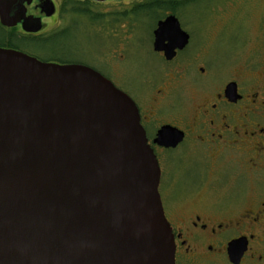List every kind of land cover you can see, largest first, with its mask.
<instances>
[{
  "label": "water",
  "instance_id": "95a60500",
  "mask_svg": "<svg viewBox=\"0 0 264 264\" xmlns=\"http://www.w3.org/2000/svg\"><path fill=\"white\" fill-rule=\"evenodd\" d=\"M24 2L0 0V24L37 33ZM169 130L155 143L168 146ZM159 180L137 108L110 81L0 48V264H175Z\"/></svg>",
  "mask_w": 264,
  "mask_h": 264
},
{
  "label": "flooded vegetation",
  "instance_id": "af4514ba",
  "mask_svg": "<svg viewBox=\"0 0 264 264\" xmlns=\"http://www.w3.org/2000/svg\"><path fill=\"white\" fill-rule=\"evenodd\" d=\"M154 1L31 0L23 3V27L39 19V32H25L21 24L0 28L9 38L37 40L45 28L52 40L76 28L96 40L97 52L88 60L62 64L105 67L106 75L97 72L136 106L160 170L158 193L174 238L175 264H210L215 257L223 264H264V18L258 44L222 58L199 42L196 23L187 20L192 13L183 10L194 0H158L164 8L155 12L147 50L153 64L133 43L136 19L119 8L134 12ZM162 23L167 30L162 51H156L154 33ZM3 43L0 48L19 51ZM163 127L170 128L168 146L155 143ZM230 244L236 262L230 260Z\"/></svg>",
  "mask_w": 264,
  "mask_h": 264
},
{
  "label": "rangeland",
  "instance_id": "374dc122",
  "mask_svg": "<svg viewBox=\"0 0 264 264\" xmlns=\"http://www.w3.org/2000/svg\"><path fill=\"white\" fill-rule=\"evenodd\" d=\"M128 7L121 4L119 11L125 17L136 19L133 26V35L136 34V37L133 43L146 50V61L155 64L154 57L148 54L147 50L150 47V34L156 14L133 12V7ZM183 11L192 13L187 20L196 23V37L199 35V42L206 48L216 49V54L222 58L225 54H231L232 50L251 49L261 41L262 36L258 34L257 26L261 17L264 18V0H194L190 7ZM120 23L122 25V20ZM40 37H43L41 41L29 37L9 38L7 32L0 28V43L9 41L11 46L20 52L45 63L85 62L92 53L97 52L96 40L77 32L76 28L68 30L65 35H59L54 40L49 39L48 30L45 28ZM122 37L124 36L121 31ZM104 68L95 67L96 71L106 75ZM224 71L227 73V68ZM162 189L163 187H160L161 192ZM211 262L210 264L224 263L217 257Z\"/></svg>",
  "mask_w": 264,
  "mask_h": 264
},
{
  "label": "trees",
  "instance_id": "16d2710c",
  "mask_svg": "<svg viewBox=\"0 0 264 264\" xmlns=\"http://www.w3.org/2000/svg\"><path fill=\"white\" fill-rule=\"evenodd\" d=\"M170 6L172 7V4L168 5V7H170ZM163 8H164L163 4L160 1L156 0L152 3H150L149 5L136 8L134 10V12L139 11L141 13H147V12L155 13V12H161ZM41 38H43V37H41ZM41 38H39L38 40L41 41ZM0 44H4L3 41ZM6 44H10V43H6ZM9 46H11V44Z\"/></svg>",
  "mask_w": 264,
  "mask_h": 264
}]
</instances>
